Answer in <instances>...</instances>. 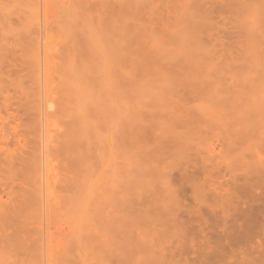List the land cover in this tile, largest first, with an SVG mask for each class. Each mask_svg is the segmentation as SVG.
I'll use <instances>...</instances> for the list:
<instances>
[{"label":"rangeland","instance_id":"374dc122","mask_svg":"<svg viewBox=\"0 0 264 264\" xmlns=\"http://www.w3.org/2000/svg\"><path fill=\"white\" fill-rule=\"evenodd\" d=\"M32 1L33 6L29 0H0V16L6 15L7 7L12 11L9 19L15 21L17 5L39 4L38 25L25 20L33 15H25V8L19 19L28 23L12 20V26L8 19V34L2 28L7 18L0 17V45L7 43L5 52L11 47L14 52L6 55L0 47L1 55L13 59L0 55V69L3 64L11 68L0 80V122L20 135L17 144L12 134L15 142L6 144L9 152L27 147L35 154L39 147L36 156L41 158L31 163L48 156L49 173L43 169L46 160L39 163L41 173L27 161L26 175L37 181L42 175V188L34 183L31 190L34 186L29 188L20 172L23 162L1 172L2 180L17 172L20 177L14 175L13 181L23 187L17 185V190L9 179L16 189L10 198L17 195L20 200L15 196L18 203L8 206L9 214L13 208L20 216L11 215L10 221L0 212V264H160V255L166 259L165 252L172 248L168 242L176 243L180 236L177 223H184L188 235L199 240L196 223L203 221L198 217L204 214L207 225L218 233L220 210L229 205L225 211L230 208V227L233 208L228 203L233 199L232 206L236 198L251 201V186L260 183L264 165V0ZM35 52L39 74L31 69ZM70 116L79 126L85 124L80 126L83 131L76 128L75 139L83 144H72L76 150L71 155L62 145L74 140L62 136L71 132L69 127L74 132L72 121L77 125ZM7 126L2 128L4 138L11 133ZM21 135H27V143ZM3 186L1 191L9 185ZM263 187L254 188L256 196ZM32 192H37L36 199ZM82 201L89 207L85 209ZM199 203L197 217L193 208ZM77 206L85 217L74 215ZM215 232L209 233L212 242Z\"/></svg>","mask_w":264,"mask_h":264},{"label":"bare ground","instance_id":"6f19581e","mask_svg":"<svg viewBox=\"0 0 264 264\" xmlns=\"http://www.w3.org/2000/svg\"><path fill=\"white\" fill-rule=\"evenodd\" d=\"M4 1V0H3ZM30 1H32V0H29V3H27V4H30V5H32V2H30ZM35 2V1H34ZM1 4V3H0ZM3 4V3H2ZM4 4H6V3H4ZM27 4H25V7H24V9H22L21 7H19V5H17V3H16V5L18 6L17 7V10H18V8H20L22 11H19L18 10V12L15 10V13L17 12V16H19V17H16L17 19H16V21L20 18V15H21V13H19V12H23V10L25 11V8H26V13H25V15H27V13H28V15H31V14H33V15H31L30 17L31 18H29L28 19V17H27V19H25L24 17H22L21 19H25V20H28L29 21V23H30V21L31 22H35L34 20H36L37 21V19H38V17H39V10H38V6H39V4L37 5V3H36V7L34 6V7H30V6H28ZM34 4V3H33ZM21 5V4H20ZM33 6V5H32ZM1 7V6H0ZM4 7V6H3ZM6 7V6H5ZM31 8V9H30ZM34 8V9H33ZM4 10V9H3ZM2 10V11H3ZM30 10H32V11H30ZM34 10V11H33ZM1 11V12H2ZM27 11H29V12H27ZM36 11V12H35ZM37 11H38V13H37ZM4 12V11H3ZM3 12H2V14H3ZM5 12H6V15L5 14H3V15H1L0 17H2V18H7V19H5L4 21V23L6 24L5 26L3 25L4 23H2V28L5 30V33H6V31H8V34L11 32V30L10 29H8V28H11L10 26L12 25V26H14V22L13 21H15V19L13 20V19H9V17L8 16H11L12 14H10L12 11H8L7 10V7H6V10H5ZM31 12V13H30ZM34 12V13H33ZM9 15H8V14ZM14 13V12H13ZM24 13H22V14H24ZM35 14H37L36 16H35ZM14 15H16V14H14ZM25 15H23V16H25ZM7 16V17H6ZM22 16V15H21ZM35 16V19H32V17H34ZM38 16V17H37ZM12 17V16H11ZM15 16H13V18H14ZM26 17V16H25ZM37 18V19H36ZM8 19H9V21H10V23H11V25H10V23H9V27L7 26V24H8ZM21 19H19V21H21ZM23 19V20H24ZM13 20V21H12ZM25 20H24V23H28V21H26L25 22ZM6 21H7V23H6ZM15 21V22H16ZM13 22V23H12ZM23 22V21H22ZM21 22V23H22ZM17 23V22H16ZM15 23V24H16ZM19 23V22H18ZM37 23H39L38 21L37 22H35V25L37 24ZM38 25V24H37ZM5 27L8 29H5ZM15 29V28H14ZM69 29L71 30L72 29V27L71 26H69ZM9 30H10V32H9ZM12 32L14 33L15 31H13V29H12ZM15 34V33H14ZM14 34L11 36L12 37V39H14L13 38V36H14ZM17 35V34H16ZM16 39V38H15ZM12 42L14 41V40H11ZM16 41V40H15ZM15 43V42H14ZM14 46V45H13ZM0 47H1V45H0ZM6 47H7V43H6V46L5 47H1L2 49H4V52H5V50H6ZM0 48V50H2ZM12 48V47H11ZM11 48H7V51L6 52H8V55L10 56L11 54V52H12V54L14 53L13 51H11ZM27 50V49H26ZM3 51V50H2ZM11 51V52H10ZM23 51V50H22ZM21 51V55L19 56V57H21V56H23V52ZM6 52H5V54H6ZM36 52H38V51H36ZM34 53V56L37 54V55H39V53ZM1 51H0V55H1ZM5 54L3 55V57L4 58H6V59H9V60H13V59H11L10 57H5ZM26 54H28L27 52H26ZM2 55H1V57H2ZM7 55V54H6ZM30 56H33V53H31V55H29L28 57H30ZM0 57V58H1ZM3 57L1 58V59H3ZM43 57V56H42ZM33 58L34 57H31V59L33 60ZM36 58L38 59V58H40L39 56H35V58H34V60L32 61V62H34L33 64H32V67L34 66V68H31V66H30V68L31 69H35V71L37 72V70L39 69V66H38V68H35V67H37V66H35V63L37 62V60H36ZM5 59V60H6ZM22 60H23V58H22ZM1 61V60H0ZM26 61V60H25ZM40 60L38 59V62H39ZM10 62V61H9ZM20 62L21 63H23V61H21L20 60ZM27 62V61H26ZM37 62V64H39ZM1 64V63H0ZM27 64H29V63H27ZM30 64H31V62H30ZM36 64V65H37ZM45 64V63H44ZM10 64H8V66H9ZM45 66V65H44ZM9 67H12L11 65L9 66ZM1 68V67H0ZM29 68V69H30ZM3 69V70H2ZM2 69H0V70H2L1 71V75H0V80L2 81L3 79H1V78H4V76H6V75H4L7 71L5 70V69H8V68H5V65L3 64V66H2ZM9 70H11V68H9L8 69V72L6 73V74H10V71ZM43 70V69H42ZM44 70H46L45 69V67H44ZM43 70V71H44ZM6 71V72H5ZM33 72V71H32ZM36 72H34V73H36ZM46 72V71H45ZM45 72H43L44 73V75L47 73H45ZM67 72H72V70L71 69H69V71H67ZM38 73V72H37ZM68 74V75H72V74ZM39 74V73H38ZM4 75V76H3ZM34 75V74H33ZM68 75L66 76V78L68 77ZM74 75V74H73ZM47 76V75H46ZM46 76L44 77L45 79H46ZM76 76V75H75ZM71 77V76H70ZM35 78V77H34ZM38 79H39V77H38ZM38 79L36 80V82L38 81ZM75 79H76V77H75ZM35 80V79H34ZM71 81L72 80H74V78L72 79V77H71V79H70ZM35 82V83H36ZM43 82V81H42ZM44 82H46V80L44 81ZM73 82V81H72ZM74 82H75V80H74ZM73 82V83H74ZM76 84L78 83V81L77 82H75ZM74 83V84H75ZM80 83V82H79ZM79 83H78V85H79ZM37 84V86H39V84L38 83H36ZM44 84V83H43ZM45 86V85H44ZM44 98H45V96H44ZM73 99V98H72ZM5 100H7V99H5ZM5 100H4V103L3 104H5ZM44 100V99H43ZM46 101V100H45ZM44 101V102H45ZM75 101V100H74ZM48 103V102H47ZM77 103H75V105H76ZM72 105H74V103H72ZM71 105V106H72ZM78 106H80L79 104H77ZM76 105V106H77ZM6 106V105H5ZM75 106V107H76ZM7 107V106H6ZM5 107V108H6ZM40 107V106H39ZM73 107V106H72ZM75 107H74V109H75ZM84 106L82 105V108H83ZM30 107H28V109H29ZM44 108V107H43ZM47 108V104L45 105V110H48V109H46ZM7 109V108H6ZM37 109H40V108H37ZM74 109H72V111L74 110ZM80 109H81V107H80ZM84 109V108H83ZM26 110H27V108H26ZM82 110V109H81ZM28 111V110H27ZM26 111V112H27ZM31 111H33L32 110V108H31ZM44 111V110H43ZM78 111H79V109H78ZM78 111H76V112H78ZM45 112H47V111H45ZM44 112V113H45ZM38 113H40V112H38ZM79 113H80V111H79ZM84 113H85V116L87 117V114H86V110L84 111ZM74 114H76L75 112L72 114V115H74ZM82 114H83V112L81 111V116H82ZM38 115H40V114H38ZM45 115H46V113H45ZM78 116H79V118L81 117L80 116V114H78ZM84 116V115H83ZM82 116V117H83ZM46 117V116H45ZM71 117V119L73 118L74 120H75V118L74 117H72V116H70ZM40 119V118H39ZM39 119H37V120H39ZM72 119V120H73ZM77 119V118H76ZM81 119H84V117L83 118H81ZM15 120V119H14ZM76 121V120H75ZM84 121H85V119H84ZM77 122V125H76V123H75V126H74V123H73V121L70 123V122H68V124L70 123V126L71 127H73L74 128V132L72 133V128H70L69 126V129H71V132L70 133H67V132H65V135H62V136H64L65 137V139L66 140H69V138H70V140L72 139L73 140V138H74V140L72 141V142H74L75 141V143H70L69 141H67L69 144H62L63 146L64 145H66V146H64V148L66 147L67 149H68V151L66 152V153H70V155H71V152H73V150H76L75 149V147H77V145H76V142H78L79 143V141H76V140H78V139H75V138H78V134H77V130L78 129H76L77 128V126H78V128L80 129V126H82L83 125V127H84V125L85 124H83V123H81L80 124V126H79V123H78V121H76ZM4 123V122H3ZM1 123L0 122V133H2V132H4L6 129L4 128V127H6L7 125H6V123ZM27 124V123H26ZM72 124V125H71ZM4 126V127H3ZM8 127L9 126H7V129H8ZM27 127V126H26ZM67 127V126H66ZM83 127H81V128H83ZM2 128H4L5 130H3L2 131ZM10 128V127H9ZM25 128V127H24ZM45 128V127H44ZM76 129V130H75ZM28 130V129H27ZM27 130H25V131H27ZM81 130V129H80ZM9 131L11 132V133H9V132H7V133H9V134H13L14 135V133L15 132H13L12 131V128H10L9 129ZM47 130L45 129V132H46ZM68 131H70V130H68ZM81 131H83V130H81ZM48 132V131H47ZM46 132V133H47ZM76 132V133H75ZM17 133V132H16ZM15 133V135L17 136L16 138L17 139H15V141H16V143L20 140L19 139V136L20 135H17ZM27 133V135H28V131L26 132ZM78 133H80V132H78ZM3 134V133H2ZM8 134V135H9ZM73 134H74V137H73ZM77 134V135H76ZM4 135V136H3ZM3 135H0L1 136V138H0V144H2L1 142H2V140H3V138L6 136V133L5 134H3ZM7 135V138L8 137H10L11 135H9L8 136ZM11 136L10 138L12 139H9V140H7V138H4V140H5V143H4V141H3V144H2V148H3V150H4V148H5V150L2 152V150H1V147H0V154H1V152L3 153L2 155H0V175H1V172H6L5 170H8V171H10V170H12V169H10V168H17V165L16 164H18L19 163V165H21L22 164V162H23V167L22 166H18V171H20V169H21V174L23 175V177L24 176H26V179H24V181L26 182V185L29 187V188H31V187H33L35 184H38V185H35L36 187L38 186V188H40L39 186H40V182L42 181L41 179H40V177L42 176L41 174H38V181H37V179H35L34 178V176H32V175H30V173L28 174L29 175V177H28V175H26L27 173L25 172V170L26 171H28V168H30V165H31V167L33 166V164H34V167H35V169L34 170H37L39 173H41V170L42 169H40V166H39V163H41L42 164V161L44 160H42L41 162H39V163H34V162H32L31 163V160L33 159V160H37L36 158H41V154L39 155V153L37 154V155H39V156H36V153L37 152H40V149L37 151V149L39 148V147H37V149H36V152H35V154L34 153H31V151L30 152H28L27 150H25L26 148L24 147V145L26 146V144L24 143L23 144V147L25 148L24 150H23V148H22V150H21V148L19 147V150L20 151H22L21 153H20V151H18L17 149H18V147L16 148V151H17V154L19 153V154H21V155H17V156H15L14 158H12L10 155H7L8 153H15V152H13V150H15V149H11L12 151H10L9 152V148L6 146V144L7 145H13V144H11L12 142H15L14 141V138H15V136ZM27 135H25V136H27ZM41 135V134H40ZM67 135H69V136H67ZM3 136V137H2ZM24 135H21V137L20 138H22V137H24V138H22V140L24 141H26V143H27V139H29V138H26ZM46 136V135H45ZM44 136V137H45ZM62 136H60V138H64V137H62ZM67 136V137H66ZM79 136H81V135H79ZM42 137V136H41ZM26 138V139H25ZM46 138L48 139V138H50L49 136H48V134H47V136H46ZM44 139V140H46L47 141V139ZM59 138V139H60ZM2 139V140H1ZM58 139V140H59ZM64 139V140H65ZM80 139V138H79ZM81 139H82V137H81ZM18 140V141H17ZM39 140H41V138H39L38 137V140L37 141H39ZM56 141H57V139H55ZM64 140H62V142H65ZM6 141H8V142H6ZM46 141H43L44 143L46 142ZM51 141V140H50ZM61 141V140H60ZM10 142V143H9ZM54 142V141H53ZM46 143H48V142H46ZM51 143H52V141H51ZM51 143H50V146H51ZM77 143V144H78ZM5 144V145H4ZM18 144V143H17ZM38 144H40L39 142H38ZM37 144V146H39ZM54 144H55V142H54ZM57 144H61V142L60 143H57ZM72 144H74L75 145V147H74V145H73V148H72ZM79 144H81V143H79ZM83 144V143H82ZM81 144V145H82ZM58 146V145H56L57 147H60L59 149H64V148H62L63 146ZM71 147V149L69 148V146ZM5 146V147H4ZM17 146V145H16ZM79 147L78 148H80V147H83V146H80V145H78ZM6 147H7V149H6ZM48 148V147H47ZM46 148V149H47ZM29 149V148H28ZM6 150H8V152H7V154L5 153L6 152ZM42 150V149H41ZM44 150V149H43ZM72 150V151H71ZM79 150V149H78ZM26 151V152H25ZM71 151V152H70ZM25 152V153H24ZM45 152V151H44ZM27 153H30V154H28V160L26 159V155H27ZM42 153V152H41ZM46 153H48V152H46ZM26 154V155H25ZM44 154V153H43ZM23 155H25V157H22ZM34 155V156H33ZM46 155V154H45ZM45 155H43L44 157H45ZM17 157V158H16ZM22 158V159H19V158ZM32 157V158H31ZM35 157V158H34ZM48 157V156H47ZM46 157V158H47ZM76 157V156H75ZM16 158V159H15ZM23 158L25 159V161L23 160ZM46 158H45V160H46ZM73 158V157H72ZM48 159V158H47ZM44 160V161H45ZM75 160H76V158H75ZM75 160H74V163L73 164H75ZM27 161L28 162H30V165H28L27 164ZM71 162V161H70ZM45 163L46 164H44L45 165V168H43V169H45V174H47V173H49V167H47L48 166V163H47V160L45 161ZM40 164V165H41ZM71 164V163H70ZM43 165V164H42ZM42 165H41V167H42ZM39 166V167H38ZM72 166V165H71ZM261 166H263V167H261L262 169L259 171V174H261L260 176L262 177H259V178H261V181H259L260 183H262V181H263V183H264V165H261ZM34 167H32L31 169H33ZM38 167V168H37ZM37 168V169H36ZM46 168H48V172H46ZM10 169V170H9ZM40 169V170H39ZM14 170V169H13ZM15 171V170H14ZM37 171L35 172L36 174H37ZM19 172V173H20ZM257 174H258V171H255ZM17 173V172H16ZM16 173H12V175L11 174H9V179L10 180H14V178H15V176L14 175H18V174H16ZM206 173V172H205ZM209 173V172H208ZM207 173V174H208ZM25 174V175H24ZM206 174V175H207ZM258 174V175H259ZM12 177H11V176ZM30 176L31 177H33V178H30ZM208 176V175H207ZM6 179H7V177H8V175H7V177L6 176H4ZM3 177V178H4ZM18 177H20L19 175H18ZM43 177H45V175L43 176ZM258 177V176H257ZM4 178V179H5ZM29 178V179H28ZM259 178H257V179H259ZM3 179V180H4ZM9 179H7V180H4V182H3V180L2 179H0V185L3 187V189H4V186L3 185H6V187H7V189H9L8 191H6L7 189L5 188V190H3V191H5V192H3V191H1L2 189V187L0 186V192H3L1 195H3V196H5V198L8 196L9 197V199H8V197L6 198L7 199V201H4V200H1L2 198L0 197V212L2 213V215H3V213L4 212H6V218L4 217V215H3V217L5 218V220L8 218V220H10L9 218L11 217V215H12V217L13 216H16V214L14 213L15 212V209H13L14 208V206H17V205H14V204H17L18 203V201L15 203V201H14V198H15V196H16V199L17 200H19V198H17V197H19V196H17V195H15L13 198H10L11 197V193H12V195L14 194V192H15V190L17 189V190H20L18 187L20 186V188L21 187H23V186H21V185H19V184H21L20 182H19V180L18 181H16V183L14 182V184H16L15 185V187H16V189H14L13 187L11 188V186H10V183H11V181L9 180ZM16 179H17V177H16ZM28 179V180H27ZM33 179H35V182L34 181H32ZM41 181H40V180ZM47 179V177H45V179L44 180H46ZM2 180V181H1ZM10 182H9V181ZM31 180V181H30ZM43 180V181H44ZM245 180H247V179H245ZM7 181L9 182V183H7ZM30 181V185L28 184V182ZM244 181V180H243ZM12 182V183H13ZM33 183V185H32V183ZM39 182V183H38ZM47 182V181H46ZM46 182H44V188L46 187V185H45V183ZM245 182V181H244ZM35 183V184H34ZM189 183V182H188ZM209 183V182H208ZM208 183H205V184H208ZM258 184V185H255V187L256 186H259V185H261V184ZM262 183V186H259V187H263V184ZM8 184V185H7ZM25 184V183H24ZM43 184V183H42ZM193 184V183H192ZM211 184V183H210ZM246 184V183H245ZM248 184V183H247ZM246 184V186H247V189H249L250 190V187L248 188V185L250 186V184H248L247 185ZM17 185H18V187H17ZM23 185V184H22ZM25 185V186H26ZM166 185H168V184H166ZM196 185V184H195ZM194 185V187H196ZM198 185V184H197ZM200 185H202V183H200ZM209 185V184H208ZM208 185H207V187H208ZM213 184H211V186H212ZM35 186L31 189V190H35L34 188H35ZM199 186V185H198ZM28 187H27V189L24 187L23 189H25L27 192H29L30 193V190L28 191ZM168 187H170V186H168ZM206 187V186H205ZM205 187H202V189L204 188L205 189ZM206 187V188H207ZM209 187H210V185H209ZM208 187V188H209ZM214 186H212V188H213ZM252 187L251 186V188H252V190H251V193H254V195L252 196V199H251V201L252 200H254L253 198L255 197V201L253 202L252 201V203H251V201L249 202V201H242V202H240L236 197L237 196H235V198H236V201L234 200V202H236V203H233V205L231 206V204L232 203H230L233 199H231V201L229 202V200L227 201V203L228 204H230V207H232L233 208V210H232V212H233V216H232V220H233V222H232V224H231V226L230 227H228V226H226V220L230 217V215H228L229 214V212H230V208H229V212H227L228 210L226 209V206L227 207H229V205H225V209H222V210H224V211H221L220 210V212H221V214L219 215V222L221 223V225L216 229L217 230V232L218 233H216L215 232V230L214 229H212V227H210V226H208L207 225V222H209V221H207L206 222V217L205 218H202V216H204V214L203 215H201V211H199V210H197L198 208H201L200 207V204L201 203H199V207L198 206H195V204L193 205V206H195L193 209L196 211V213H197V217L199 216V215H201V216H199L198 217V220L199 219H201L202 221H203V223L199 220V222H193L192 221V223L194 224V226H195V223H196V226H197V230H198V233L197 232H195L197 235L199 234V240H196V238L193 236V234L192 235H188V233H187V231H186V226L184 225V223H179L180 224V226H179V224L177 223H174V224H176V225H174V226H176L175 228L177 229L175 232L176 233H178V235L180 234V236H178L175 240V242L176 243H173L172 241H170V242H168V244H169V246H167V247H171V245H172V248L170 249V250H167L168 251V253L167 252H165L168 256H167V260L166 259H164V255L163 254H161L160 255V260H159V262L161 261V263H163L164 261V263L163 264H211V262H212V264H264V195L262 196L261 194H263L264 193V190H263V192H262V189H260L261 190V193H259V194H257V196H258V198H257V196L255 195L256 193L255 192H257V190L259 189V187ZM38 188H37V192H40V191H38ZM41 188H42V186H41ZM40 188V189H41ZM175 188V187H174ZM198 187H196L195 189H197ZM199 188H200V186H199ZM214 188H216V187H214ZM214 188L212 189V190H214ZM254 188L255 189H257L256 191H254L253 192V190H254ZM264 188V187H263ZM39 189V190H40ZM47 189V188H46ZM170 189V191H171V187L169 188ZM173 189V188H172ZM201 189V190H202ZM242 190H243V188H241ZM12 190V191H11ZM23 191V193H25L26 191ZM174 190V189H173ZM206 190V189H205ZM205 190H203V192L205 191ZM209 190H211V189H209ZM212 190H211V192H212ZM169 191V190H168ZM244 191V190H243ZM242 191V192H243ZM37 192H32L30 195H32L33 196V198L34 199H36L34 196V194L35 193H37ZM208 192H210V191H208ZM207 192V193H208ZM245 192L247 193H249V191H247L246 190V188H245ZM34 193V194H33ZM191 193H193V192H191ZM205 193V192H204ZM26 194V193H25ZM24 194V195H25ZM39 194H41V193H39ZM195 194H197V193H195ZM194 194V195H195ZM210 194V193H209ZM212 194V193H211ZM250 194V193H249ZM21 195H23V194H21ZM20 195V196H21ZM41 195H43V194H41ZM87 196V194H84V196ZM194 195H192L191 197H195ZM206 195V194H205ZM252 195V194H251ZM40 196V195H39ZM39 196H36V197H38L39 198ZM81 196H83V195H81ZM176 196V195H175ZM197 196V195H196ZM240 196V195H239ZM238 196V197H239ZM23 197V196H22ZM31 197V196H30ZM42 197V196H41ZM41 197H40V201H42L41 200ZM260 197V198H259ZM173 198H175V197H173ZM11 199H13V200H11ZM31 199H32V197H31ZM196 199H197V197H196ZM196 199H194V200H196ZM200 199V198H199ZM10 200L11 201H13L14 203L13 204H11L10 203ZM33 200V199H32ZM194 200H191V201H194ZM201 200V199H200ZM239 202H238V201ZM20 201V200H19ZM37 201V200H36ZM35 201V202H36ZM34 202V201H33ZM37 202H39V201H37ZM36 202V203H37ZM86 202H87V204H86ZM85 202V204H84V202L82 201V205H85V207L84 206H81V207H84L85 209L86 208H88L89 207V203H88V201H86ZM195 202V201H194ZM202 202V201H201ZM204 202V201H203ZM41 203V202H40ZM196 203V202H195ZM198 203V202H197ZM204 204V203H203ZM202 204V205H203ZM9 205H14L13 206V210L12 209H10V207H9V209L12 211V213L11 214H9V210H8V206ZM81 205V204H80ZM87 205H88V207H87ZM206 205H207V203H206ZM79 206V205H78ZM78 206H77V208H74V210L76 211H74L75 213H74V215H76V217L78 218V217H80L81 218V215L80 214H82L84 217L86 216V214H85V212L84 213H81L82 212V209H80V210H78ZM205 206V205H204ZM80 207V206H79ZM206 207V206H205ZM6 208V209H5ZM17 208V207H16ZM83 208V209H84ZM189 208H191V207H189ZM218 208H221V206L220 207H218ZM217 208V209H218ZM222 208H224V207H222ZM231 208V209H232ZM18 209V208H17ZM38 209V208H37ZM40 209V208H39ZM185 209H187V208H185ZM206 209H208V207H206ZM88 210V209H87ZM86 210V212H88ZM188 210V209H187ZM190 210H192V209H190ZM190 210H188L189 211V213H192V214H195L194 216H196V213H194L195 211L194 210H192V212H190ZM225 210H227V211H225ZM7 211H8V214L10 215H7ZM85 211V210H84ZM194 211V212H193ZM198 211H199V213L200 214H198ZM212 211V210H211ZM77 212H80V213H78V215H77ZM13 213H14V215H13ZM72 213H73V211H72ZM85 214V215H84ZM176 214H177V212H176ZM176 214L175 215H173V217H175L176 216ZM187 214V213H186ZM211 214V213H210ZM80 215V216H79ZM20 216V215H19ZM18 216V217H19ZM82 216V218L84 219V217ZM186 216V215H185ZM2 217V216H1ZM12 217H11V219H12ZM17 216H16V218H18ZM188 217H189V215H188ZM216 217V216H215ZM15 218V217H14ZM21 218V217H20ZM4 220V221H5ZM82 220V219H81ZM195 220L196 221H198L197 220V218H195ZM11 221V220H10ZM9 221V222H10ZM78 221H80V219L78 220ZM215 221V220H214ZM0 222H3V221H0ZM19 222V221H18ZM189 222H191V221H189ZM11 223V222H10ZM9 223V224H10ZM200 223V224H199ZM211 223V222H210ZM2 224V223H1ZM172 224L173 223H171L170 225L172 226ZM202 224V225H201ZM209 224V223H208ZM4 225H6V224H4ZM1 226V225H0ZM8 226V225H7ZM3 227V226H2ZM189 227H191V226H189ZM193 228V227H192ZM178 229H180L181 231H179ZM196 229H193L194 231L196 230ZM3 230V229H2ZM179 231V232H178ZM15 232V231H14ZM180 232H183L182 234L180 233ZM214 232L216 233V235H215V239H214V241L212 242V241H210V237H209V233H211V234H214ZM17 233V232H16ZM194 233V232H193ZM194 233V234H195ZM1 234H2V232H1ZM180 237V238H179ZM178 238H179V240H178ZM178 240V241H177ZM255 243H254V242ZM251 242H252V244H251ZM253 243H254V245H253ZM211 244H213V245H211ZM253 245V246H252ZM166 248V247H165ZM165 248H162L160 251H163ZM167 249V248H166ZM164 251H166V250H164ZM161 253V252H160ZM184 255V256H183ZM191 255V256H190ZM185 256H190V259H189V257L187 258V257H185ZM191 257H192V259H193V262H191ZM180 261H182V262H180ZM214 262V263H213ZM160 263V264H161Z\"/></svg>","mask_w":264,"mask_h":264}]
</instances>
